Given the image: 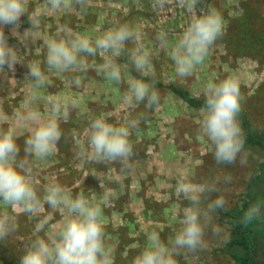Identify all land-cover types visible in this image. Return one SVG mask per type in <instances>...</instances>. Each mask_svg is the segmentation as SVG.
<instances>
[{"label":"clouds","instance_id":"obj_1","mask_svg":"<svg viewBox=\"0 0 264 264\" xmlns=\"http://www.w3.org/2000/svg\"><path fill=\"white\" fill-rule=\"evenodd\" d=\"M201 0H150L151 7L158 13H166L170 7L182 8L187 20L181 34L170 44L169 32L159 31L155 40L157 47L148 50L141 42L140 31L128 23H122L92 38L67 26L57 29L54 36L43 40L45 65L28 61L25 79L30 80L33 90L29 99L12 117L0 110V241H5L19 230L18 214L36 219L33 238L26 244L20 257V264H115L114 249L106 241L103 221L104 208L83 192L72 195L71 191L58 181H51L41 190L33 167L34 158L44 161L55 155L57 145L64 133L61 122L67 123L71 110L77 107L76 100L59 96H48L44 112L35 107L41 97L40 89L49 86L47 73L65 75L69 86L83 88L81 76L66 75L83 73L94 69L115 85L126 84L121 98L129 115L122 122L111 123L101 115L89 120L83 131V139L76 146L75 158L79 166L87 163L119 164L111 169L112 182L122 185L135 172L136 156L131 135L144 119L143 114L130 115L140 105L146 109H159L160 93L155 88V67L153 57L167 50L174 64L177 77H191L196 68L208 57L210 49L226 31V21L221 11L209 7L207 11L197 7ZM90 0H45L48 12L61 10H87ZM30 0H0V75L7 77L14 73L17 64L25 61L19 49L9 43L5 27L25 48L26 39L41 24L40 9L30 10ZM27 15L31 27L19 33L20 19ZM131 45V46H130ZM101 56L103 63H87L84 56ZM123 58L122 73L119 60ZM132 72L139 73L136 78ZM204 105L199 109L198 135L212 146L215 164L234 165L239 162L247 167L250 150H247L246 133L240 120L246 97L241 91L239 79L228 77L219 81L209 80L203 88ZM46 113V114H45ZM11 126L5 127L10 124ZM27 130L23 149L18 144V132ZM76 135V133H74ZM23 151V158L21 157ZM251 178V173L246 179ZM98 181L101 179L97 177ZM230 174L215 175L196 181L190 174H183L175 184L177 199L186 202L179 227L167 240L158 231L146 233V241L132 264H178L177 257L198 255L210 251V237L221 243L229 240L228 224L218 223V212L224 210L229 201L225 197L227 185H231ZM103 202L109 203L116 196L114 189L105 187ZM45 205L51 212L45 213ZM61 219L52 223L54 214ZM264 219V202L251 203L240 219L242 225H250ZM51 225L46 237L39 233Z\"/></svg>","mask_w":264,"mask_h":264},{"label":"rangeland","instance_id":"obj_2","mask_svg":"<svg viewBox=\"0 0 264 264\" xmlns=\"http://www.w3.org/2000/svg\"><path fill=\"white\" fill-rule=\"evenodd\" d=\"M29 6L30 10L40 9L41 24L26 37L29 40L27 48L10 35L9 27L4 29L9 43L25 56V61L16 65L14 73H8L7 77L0 75V110L9 117L23 107L33 91L30 80L25 79L28 72L26 63L30 60L38 62L47 72L43 40L54 36L59 27L67 26L75 33L95 38L112 27L128 23L140 31L141 42L148 50H152L158 46L155 36L159 31H168L170 44L174 43L187 20L182 8L172 6L166 13H158L151 7L150 0H90L84 12L61 10L51 13L45 6V0H30ZM209 7L223 13L227 26L225 34L210 49L205 62L196 68L191 77L181 79L175 74L168 51H161L158 57H153L154 77L164 84L181 87L200 99L204 98L202 91L209 80L235 77L239 79L241 91L246 97L244 111L252 125L264 131V43L257 47L250 45L249 40H240L242 33H245L240 27V21L246 13L253 17L256 14L254 30L264 28V0H201L197 7L198 14L201 9L207 11ZM253 8L256 9L254 12ZM20 24L18 31L23 35L31 27L27 15L21 17ZM83 58L87 63H103L99 55ZM119 63L127 78L129 74L124 70V59L121 58ZM47 75L49 86L39 90L37 95L41 99L34 106L44 112L47 97L59 96L69 101L76 100L77 107L71 110L67 123L61 122L64 136L57 145L55 155L44 161L30 158L36 170V179L41 190L55 180L68 188L73 196L83 192L89 198L95 197L94 202L100 203L104 208L106 241L115 250V264H132L133 257L145 244L147 232L158 231L166 242L174 234L186 204L182 199L176 198L174 188L177 180L185 173L196 181L215 175H232V184L225 186L224 194L229 201L226 208L239 204L250 180L246 177L252 173L251 155L247 167H241L239 162L218 167L211 153V144L198 135L199 110L190 108L164 89L158 91L161 97L159 109L149 110L140 105L130 113L132 117L143 114L144 119L131 135L136 152L133 158L135 172L122 185L113 183L111 179V169L118 170L119 164L87 163L79 166V161L75 158L76 146L82 141L83 131L89 120L103 115L109 122L117 123L122 122L125 115H129L121 103L127 86L113 84L94 69L66 74L81 76L83 88L69 86L65 75L55 72ZM131 75L133 76L132 73ZM8 126H11V122L5 125ZM27 135V130L21 129L18 132L17 142L21 149ZM21 157L23 158V151ZM254 158L259 160L258 156ZM97 177L101 179L98 181ZM101 181L105 187L116 192L109 203L103 202L104 189L100 187ZM48 212L51 209L45 205V213ZM60 219V214L55 213L52 223ZM17 221L19 230L5 241H0V256L9 264H20V257L26 244L33 238L37 222L26 214H18ZM217 222L220 223L219 218ZM50 230L51 225L39 235L46 237ZM208 239L210 251L195 256H179L178 264H234L220 252L227 242H219L210 237V233ZM256 261L259 263V259Z\"/></svg>","mask_w":264,"mask_h":264},{"label":"trees","instance_id":"obj_3","mask_svg":"<svg viewBox=\"0 0 264 264\" xmlns=\"http://www.w3.org/2000/svg\"><path fill=\"white\" fill-rule=\"evenodd\" d=\"M255 8L252 9V12L256 10ZM255 16V13L254 17L246 13L241 19L240 27L245 30V33H242L240 40H249L250 45L260 47L264 43V28L253 29ZM132 74L136 78H143L140 77L139 73L132 72ZM154 80L157 91L168 90L195 110L203 107L204 98H196L189 91L174 84H164L155 77ZM240 120L246 133L245 147L250 150V157L253 160L252 173L239 204L230 209L226 208L217 214L220 223L228 224L230 234L229 240L225 247L220 249V252L229 257L234 264H264V219H259L247 226L239 222L251 203L257 200L264 202V131L252 125L244 109L240 115ZM255 156H258L259 160H255ZM257 259H259V263L256 261ZM0 264L9 263L0 256Z\"/></svg>","mask_w":264,"mask_h":264}]
</instances>
